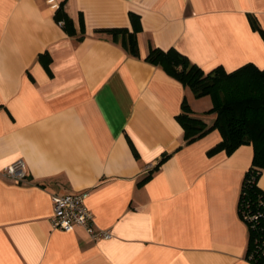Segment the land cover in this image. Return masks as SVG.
Segmentation results:
<instances>
[{
	"label": "crops",
	"instance_id": "1",
	"mask_svg": "<svg viewBox=\"0 0 264 264\" xmlns=\"http://www.w3.org/2000/svg\"><path fill=\"white\" fill-rule=\"evenodd\" d=\"M56 1L74 34L46 0H0V264H254L237 208L252 145L209 152L217 129L185 143L177 115L203 99L145 57L174 47L205 71L264 68L249 19L264 29V0ZM114 27L137 30V56ZM18 159L21 182L3 175ZM81 191L110 237L52 227V194Z\"/></svg>",
	"mask_w": 264,
	"mask_h": 264
},
{
	"label": "trees",
	"instance_id": "2",
	"mask_svg": "<svg viewBox=\"0 0 264 264\" xmlns=\"http://www.w3.org/2000/svg\"><path fill=\"white\" fill-rule=\"evenodd\" d=\"M54 18L68 33L74 34L73 20L62 4L55 10ZM249 19L253 28L264 36V29L256 17L249 14ZM102 30L110 32L114 39L120 38L123 47L130 54L138 55L137 30L130 31L127 27ZM39 58L50 72L49 54L42 53ZM145 60L161 65L189 87L196 98L205 95L212 98L213 104L208 111L215 113V118L209 124L195 115L184 99L182 111L177 118L184 130L185 143L217 129L221 140L209 152L224 150L231 153L240 145H252V161L242 179L237 208L248 227L245 256L254 264H264V189L258 185V178L264 169V68L248 62L232 71H227L222 66L205 71L174 47H151ZM168 156L169 153H164L142 181L147 180Z\"/></svg>",
	"mask_w": 264,
	"mask_h": 264
},
{
	"label": "built area",
	"instance_id": "3",
	"mask_svg": "<svg viewBox=\"0 0 264 264\" xmlns=\"http://www.w3.org/2000/svg\"><path fill=\"white\" fill-rule=\"evenodd\" d=\"M46 2L55 10L59 7V3L56 0H46ZM3 175L16 182L23 181L27 177L25 162L22 159L14 161L6 167ZM88 194V191L52 194V227L71 231L76 226H81L89 233L92 239L110 237L111 232L108 229L96 228L93 214L86 204Z\"/></svg>",
	"mask_w": 264,
	"mask_h": 264
},
{
	"label": "rangeland",
	"instance_id": "4",
	"mask_svg": "<svg viewBox=\"0 0 264 264\" xmlns=\"http://www.w3.org/2000/svg\"><path fill=\"white\" fill-rule=\"evenodd\" d=\"M201 99H203V100H200V102L198 104L199 105L198 110L197 111L195 110V114L200 116V117L213 118V120H214L215 113L208 111V109L210 107L209 108L204 107V106H206V104H209L210 106H212V104H213L212 98L209 95H205V96H202ZM213 114H214V116H213Z\"/></svg>",
	"mask_w": 264,
	"mask_h": 264
}]
</instances>
